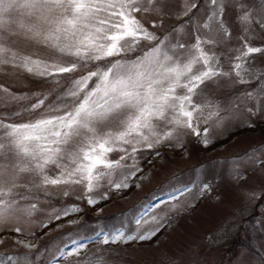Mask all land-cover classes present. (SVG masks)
Here are the masks:
<instances>
[{
  "label": "snow or ice",
  "instance_id": "1",
  "mask_svg": "<svg viewBox=\"0 0 264 264\" xmlns=\"http://www.w3.org/2000/svg\"><path fill=\"white\" fill-rule=\"evenodd\" d=\"M229 5L237 13L236 36L225 22ZM167 7L166 0H0V70H23L57 88L64 81L54 102L46 104L48 94H34L35 102L25 109L32 116L27 122L0 119V226L27 221L40 211V195L51 189L68 196L69 189L79 186L82 198L95 205L93 194L101 181L109 188L129 187L130 176L139 170L136 154L144 149L182 146L185 136L207 146L212 122L223 120L220 105L204 96L210 83L256 84L245 91L244 100L254 102L256 111L264 110V71L254 59L264 54V46L251 43L257 28L264 30V14L253 13L242 0H181V18L206 9L202 21L193 19V42L186 44L157 36L150 30L157 27L155 21L143 22L148 15L165 16ZM233 39L241 43L225 49L226 69L216 49ZM20 44L50 55L22 51ZM0 91L5 106L27 99L2 85ZM79 211L76 205L54 210L49 222ZM135 223L157 227L136 235L114 228L97 236L103 244L150 239L160 219L141 215ZM86 248L72 238L58 249V258H79ZM79 264L93 261L85 255Z\"/></svg>",
  "mask_w": 264,
  "mask_h": 264
},
{
  "label": "rangeland",
  "instance_id": "2",
  "mask_svg": "<svg viewBox=\"0 0 264 264\" xmlns=\"http://www.w3.org/2000/svg\"><path fill=\"white\" fill-rule=\"evenodd\" d=\"M166 2L165 16L148 15L143 22L151 25L155 21L157 27L150 30L157 36H168L173 43L181 40L191 44L193 19L202 21L206 9L202 7L194 18H181V0ZM242 2L253 13L264 14V0ZM236 15L235 8L227 6L225 22L234 36L240 31ZM240 43L233 39L230 45L216 49L226 69L225 49ZM251 43L264 46V30L257 28ZM18 47L41 57L50 55L31 45ZM254 59L255 67L264 71V54H257ZM63 84L62 80L57 88L51 80L5 66L0 70V85L27 99L10 106L0 104V119L6 123L27 122L32 116L25 109L35 102L34 94H48L46 104L54 102ZM253 88L256 84L227 79L210 83L204 96L220 105L223 117L219 125L212 122L210 143L205 146L195 136H185L180 141L182 146L166 143L138 152L139 170L130 176L129 187L109 188L101 181L102 186L93 194L98 200L95 205L82 198L83 189L79 186L69 189L68 196L58 189H51L47 196L41 194L37 201L40 211L27 221L20 218L0 226L22 229L19 233L0 230V260L4 264H79L83 256L89 255L93 264H264V110L256 111L254 102L244 100L245 91ZM248 108L256 114L248 112ZM17 112L19 116L15 115ZM204 127L202 124L201 130ZM112 158H117V154L113 153ZM104 195L107 198H101ZM72 205L80 211L49 222L54 210ZM141 215L147 220L153 216L160 219L158 230L150 239L103 244L101 236H97L114 228L136 235L157 227H138L135 221ZM45 223L47 227L42 226ZM72 238L87 248L79 258H58V249ZM37 253L41 255L31 259ZM54 255L57 259H53Z\"/></svg>",
  "mask_w": 264,
  "mask_h": 264
},
{
  "label": "trees",
  "instance_id": "3",
  "mask_svg": "<svg viewBox=\"0 0 264 264\" xmlns=\"http://www.w3.org/2000/svg\"><path fill=\"white\" fill-rule=\"evenodd\" d=\"M255 211V212H254ZM253 212L256 213V210H254ZM233 248V247H232Z\"/></svg>",
  "mask_w": 264,
  "mask_h": 264
}]
</instances>
